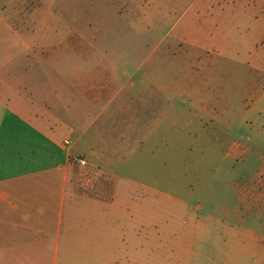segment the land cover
Masks as SVG:
<instances>
[{
    "label": "crops",
    "instance_id": "0c3cea01",
    "mask_svg": "<svg viewBox=\"0 0 264 264\" xmlns=\"http://www.w3.org/2000/svg\"><path fill=\"white\" fill-rule=\"evenodd\" d=\"M145 1L141 13L126 4L121 30L93 20L111 16L113 0H5L0 30L19 38L5 48L63 51L34 58L24 74L15 58L0 65V264H118L113 224L120 218L126 232L133 199L146 198L131 196L140 179L111 177L160 172V146L180 131V63L135 56L149 48L146 34L160 32L153 14L172 8ZM120 32L133 36L119 42ZM83 174L108 186L93 188Z\"/></svg>",
    "mask_w": 264,
    "mask_h": 264
},
{
    "label": "rangeland",
    "instance_id": "374dc122",
    "mask_svg": "<svg viewBox=\"0 0 264 264\" xmlns=\"http://www.w3.org/2000/svg\"><path fill=\"white\" fill-rule=\"evenodd\" d=\"M113 1L111 16L102 12L91 20L103 28L127 30L126 4L133 3L135 13L147 4ZM165 4L171 6V16L153 14L160 32L146 34L149 48L135 56L180 63L183 93L175 102L181 114L179 139L160 146L164 159L160 172H114L118 178L111 177V183L119 184L132 175L140 179L129 185L134 190L131 196L146 198L142 205L133 199L126 232L125 225L121 232L120 218L113 224L117 263L264 264V0H165ZM9 8L0 0V13ZM131 33L120 32L119 42ZM140 37L136 34L133 40ZM15 38L19 40L0 30V65L15 58L23 74L34 58L47 53L56 57L63 51L5 48ZM189 90L198 96H187ZM83 179H89L93 188L97 184L106 188L109 182L85 174ZM105 227L109 232V225Z\"/></svg>",
    "mask_w": 264,
    "mask_h": 264
},
{
    "label": "built area",
    "instance_id": "2783aa9c",
    "mask_svg": "<svg viewBox=\"0 0 264 264\" xmlns=\"http://www.w3.org/2000/svg\"><path fill=\"white\" fill-rule=\"evenodd\" d=\"M65 143H68L67 140H65ZM77 161L80 165L84 166L86 164V161L82 158H77Z\"/></svg>",
    "mask_w": 264,
    "mask_h": 264
}]
</instances>
